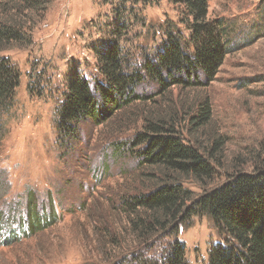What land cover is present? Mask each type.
<instances>
[{
  "label": "rangeland",
  "instance_id": "374dc122",
  "mask_svg": "<svg viewBox=\"0 0 264 264\" xmlns=\"http://www.w3.org/2000/svg\"><path fill=\"white\" fill-rule=\"evenodd\" d=\"M33 6L0 0V27L22 36L0 40L6 48L0 54L20 74L13 97L0 102V264H135L141 253L163 264L168 240L175 239L185 243L189 264H210L209 245L221 238L208 215L194 213L168 236L144 244L132 229L129 204L164 184H179L192 192L190 207L239 173L264 169V0L208 1L207 21L221 29L226 47L213 80L200 72L195 82L187 77L188 84L163 87L144 77L129 89L133 100L108 105L100 121L98 115L87 119L72 137L61 136L56 123L68 80L75 69L85 79H102L97 48L114 26L125 23L126 73L144 74L142 64L166 46V32L189 38L192 17L181 0H52L45 9ZM207 108L210 115L202 118ZM151 125L174 130L184 144L212 155H206L211 177L146 163L147 138L138 139L156 135ZM32 201L49 223L34 231ZM4 221L16 232L9 243Z\"/></svg>",
  "mask_w": 264,
  "mask_h": 264
},
{
  "label": "trees",
  "instance_id": "16d2710c",
  "mask_svg": "<svg viewBox=\"0 0 264 264\" xmlns=\"http://www.w3.org/2000/svg\"><path fill=\"white\" fill-rule=\"evenodd\" d=\"M17 1L45 9L52 0ZM181 1L189 17H192L190 29L193 33L188 39H179L166 30L169 31L165 33L167 44L157 52L155 59H147L142 64L140 71L144 74L138 72L131 75L126 73L123 67V22L117 23L110 31L106 44L97 48L98 72L102 79H85L76 69L71 73L67 83L66 100L58 108L56 123L61 136H76L82 122L94 119L97 115V121H100L103 116L101 113L108 105L120 107L122 103L133 100V97L128 95L129 89L144 77L159 79L163 82V87L172 83L195 82L196 75L200 72L209 80H213L226 55L223 33L212 22L207 21L209 0ZM117 11L118 9V20ZM21 38L17 31L0 27L1 41ZM175 74H180V77ZM19 75L10 59L0 54V102L13 97L20 82ZM166 76H169L170 81ZM204 110L201 116L207 118L210 110ZM151 129L156 135L145 134L138 139L142 142L144 137L147 138L148 146L142 152L146 163L196 179L211 177L213 169L206 155L213 157L212 155L184 144L179 137L171 134L174 130L164 132V128L159 125H151ZM189 200H192V192L179 184H164L152 193L135 198L129 204L131 212L135 215L132 222L133 231L138 234L142 243L151 244L149 241L153 236L167 235L177 227L178 222H185L194 213L208 215L221 238V241L209 245L210 264H264V169L254 173H239L194 200L190 207L187 206ZM29 206L32 210L29 216L31 230L49 225L44 223L40 214L34 210L33 201ZM17 220H20L19 216ZM7 221H4L2 228H8L11 232H7L9 234L5 236V243L16 239L15 228ZM133 262L160 264L157 259L143 253L135 257ZM163 264H189L183 241L168 240Z\"/></svg>",
  "mask_w": 264,
  "mask_h": 264
},
{
  "label": "built area",
  "instance_id": "2783aa9c",
  "mask_svg": "<svg viewBox=\"0 0 264 264\" xmlns=\"http://www.w3.org/2000/svg\"><path fill=\"white\" fill-rule=\"evenodd\" d=\"M9 233L6 234V236L8 235Z\"/></svg>",
  "mask_w": 264,
  "mask_h": 264
}]
</instances>
